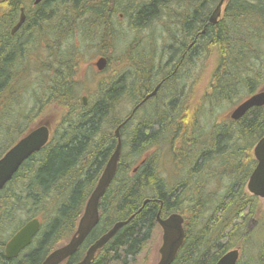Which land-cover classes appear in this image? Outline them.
<instances>
[{
    "label": "trees",
    "instance_id": "obj_1",
    "mask_svg": "<svg viewBox=\"0 0 264 264\" xmlns=\"http://www.w3.org/2000/svg\"><path fill=\"white\" fill-rule=\"evenodd\" d=\"M121 1L41 0L26 8L23 25L11 34L18 7L25 1L0 0V157L46 105L59 120L48 142L24 160L0 190V231L10 236L32 218L41 222L32 243L17 258L6 259L5 241L0 244V264H40L72 236L115 149L117 127L121 139L126 135L117 169L99 200L98 222L74 253L73 262L114 223L127 221L95 252L90 264H131L149 240L157 215L166 218L178 213L185 237L171 264H215L235 248L239 251L236 264H264V207L259 212L258 197L246 190L256 164L251 149L264 135V105L250 108L238 120L214 125L206 138L202 136L206 128L201 129L199 142L193 134H178L181 163L188 168L174 183L160 173L157 152L147 155L164 141L170 112L178 108L172 105L173 97L169 102L153 100L176 80L175 96L180 93L185 81L181 69L197 54L219 52L210 89L199 100L202 118L206 106L230 101L244 90L253 94L264 80V0H225L214 24L207 21L219 0H138L133 7H121ZM117 11L130 19L133 31L162 16L173 21V28L166 29L168 42L162 44L159 56L151 50L134 55L133 47H124L130 70H115L113 76L102 79L94 93L85 95L84 104L75 77L80 51L71 40L76 33L82 34L83 41L94 35L101 41V54L113 51L120 42L109 20ZM39 44L55 69L47 75L43 70L53 69L35 61L42 72L44 104L27 110L22 96L28 85L19 66ZM156 58L164 59L161 68L156 67ZM156 86V95L142 102ZM123 101L137 105L124 117ZM183 104H187L185 98ZM138 110L142 115L130 126ZM182 111L184 107L173 118L178 127L184 121ZM139 156L141 160L130 171L128 161ZM215 181L219 187L214 189Z\"/></svg>",
    "mask_w": 264,
    "mask_h": 264
},
{
    "label": "rangeland",
    "instance_id": "obj_2",
    "mask_svg": "<svg viewBox=\"0 0 264 264\" xmlns=\"http://www.w3.org/2000/svg\"><path fill=\"white\" fill-rule=\"evenodd\" d=\"M23 1L26 2L28 0H23ZM139 1H144V0H139ZM139 1L123 0L121 1L120 6L125 7L126 5H128L129 7H133L135 6V4L136 5L139 4ZM126 13L128 15V12ZM114 15L115 17H113L109 21L111 23L113 22V27L118 33L117 37L119 38L118 40L120 44L116 46V48H114L113 51L109 50L107 52L108 55L106 53L105 54L100 53L99 44H101V41L98 42L97 41L98 39H96L94 35L90 36L89 38L87 37V39L83 41L82 34L80 36L79 33H76L72 39L73 41L71 40L73 46H77L78 50L80 51V60L75 69L76 70L75 77L76 80L79 82L78 90L81 97L94 93L100 81L102 79H106L113 76L114 74L113 71L124 70L126 72L130 70L129 68L130 64L127 62L123 53V51L125 50V49L123 50L124 47L129 46L130 50H131L130 46L133 47L134 50L132 49V51L134 52V55L138 51L147 52L151 50L153 54L155 53L158 54L159 56V54L162 52L161 51L162 44L166 41L168 42L166 29L172 30L173 28L172 25L173 21L167 20L165 16H162L159 20L156 19L155 21H153L145 29H142L137 32L129 29L130 19L127 16H125L124 13L117 11L115 12ZM108 47L110 46L108 45ZM195 52H197V50ZM101 56L105 57L106 60H108V62L106 63V65L103 67L102 70H98L95 66V62ZM166 58L167 57L164 58L165 61ZM164 59L156 58L157 68H161L160 67L161 64L164 65L163 62ZM38 60L44 62L50 69L53 66V60H51L50 57L46 56L45 47L40 44L39 46H37L36 49L34 48V51H31L29 55L24 58L23 64L19 66V68H23L25 70L24 79L26 80L25 83H27L28 85V90L23 91L24 93L23 96L25 94L26 95L24 97L22 96V98H24L23 103L24 105H26L27 110L32 107L34 108V106H35L34 109L36 110V108L39 107V105L41 106L44 104L43 98L40 97V91H41L40 82L42 78L41 76L42 72L37 71L38 65L35 63V61ZM161 60L162 62H160ZM218 62H219V52L216 49H211L209 52L203 53L202 55L197 54V56L195 57L194 61L191 62V64L185 65L181 69L180 74L182 77L183 76L185 77V81H183L184 84L182 86L180 93H178L175 96L179 88V82L176 80L175 84L170 83L172 86L166 90H161V92L156 95V99L153 100L155 103L158 102L162 103V101L169 102L170 98L173 97L171 99L173 103L172 105L178 107L174 112L172 113L170 112V118L168 120L169 124L167 123L168 124L167 131L165 132L162 139L164 141H162L161 143H159V145L155 146L152 150H149L147 152V155L153 152H157L156 158H157V164L159 165V171L163 176L167 177L169 179V182L171 183H174L175 177L177 178L181 176V174L183 175L185 170L188 168L186 163L185 164L181 163L182 162L181 155L179 156L178 149L180 148V146H182L181 145L182 140L179 139L180 137H178V134L181 135L183 132H185L186 134H194L195 139L199 140V137L196 138L195 129L200 124L199 132L201 129L206 128V132L204 130V134L202 135L205 136L204 138H206V136L210 134L211 129L214 125L218 123L228 122L229 119H231L229 117L231 111L238 104H240L250 95H252L245 90L241 91V93H239L235 98H233L230 101H223L217 106H211V107L210 105L206 106L207 108L205 109L206 112L204 114V117L205 116L206 117L202 118L201 115L199 116V100L209 91L210 85L212 83L213 73L216 70ZM52 69H53L52 71L43 70V72L47 75L48 73L53 74L55 68ZM154 71L156 72V69H154ZM158 80L160 79L158 78ZM260 81L261 82L255 87L254 93L264 87V80L263 81L260 80ZM154 84L152 85L151 88H153ZM166 94L168 95L166 96ZM184 98L187 103L185 104V106L183 104V107L185 108V112L182 111L181 113L182 114L181 117H184V121L182 123L180 122L181 124L178 127L177 124L179 123H176L177 119L175 120L176 121L175 122L173 118L176 116V114L179 111H181V109H183L181 104ZM134 104H135L134 102H131V104L124 103L125 111L122 113V117L126 116V114L132 110ZM141 115H142L141 110H138L133 120L130 122L131 124L130 126H132L141 117ZM56 116L57 115L55 113L50 112V110L47 109V105H46L44 112H42L41 114H36V117L33 118L31 122H29V124L26 127V132L34 128L36 125L40 124L42 121L50 120V119H51V130H52L55 122H59ZM127 130H129V128H127ZM125 138L126 135L124 136L123 134L122 139ZM9 139L6 138V141H8ZM123 151L125 155H127L126 145L123 146ZM251 153L253 155V149H251ZM182 154H184V152H182ZM142 156H139L137 157V159H134L132 163H130L131 159L128 161L129 164L128 169L130 171L135 168L136 164L141 160ZM215 186L219 187L217 181L213 183L214 189ZM258 199H259L258 205L260 212V210H262V208L264 207V198L258 197ZM8 236L9 235L7 233L4 234L2 231H0V244L3 241H6L8 239ZM161 236H162V229L157 223L154 229L152 230L149 240L147 241L141 252L137 255L135 261L131 264H155L159 259L158 250L162 243ZM254 238L256 237L254 236ZM237 246L238 245L234 246V248Z\"/></svg>",
    "mask_w": 264,
    "mask_h": 264
},
{
    "label": "water",
    "instance_id": "obj_3",
    "mask_svg": "<svg viewBox=\"0 0 264 264\" xmlns=\"http://www.w3.org/2000/svg\"><path fill=\"white\" fill-rule=\"evenodd\" d=\"M40 1L41 0H34V3L37 4ZM224 1L225 0L218 1L210 13L207 23L214 24L217 22V19L221 14ZM23 22L24 14L21 13L16 25L11 30V34H14ZM106 63V58L101 56L95 62V66L98 70H102ZM157 89L158 86H156L151 93L147 94L142 102L152 97L156 93ZM82 100L83 103L86 104L85 96L82 97ZM263 105L264 87L238 104L231 111L229 117L232 120H238L250 108L260 107ZM123 124L124 122L121 125ZM119 128L120 127H117L114 131L115 137L117 138L115 149L106 162L94 189L85 203L82 214L78 219L75 232L66 243L49 252L41 264H59L62 260L72 255L76 252L84 239L97 224L99 200L115 175L118 159L121 154L122 139ZM50 132L51 119L44 120L34 128L28 130L4 152V154L0 157V190L8 181L11 180L12 176L22 162L30 155L39 151L48 142ZM253 156L256 164L248 177L246 190L256 197L264 198V135L254 145ZM156 221L162 229V243L158 250L159 259L155 264H171L185 237L183 217L178 213H172L166 218H161L157 215ZM126 222L127 221H118L114 223L110 229L103 233L88 247L84 257L79 262L74 264H90L94 258L95 252L105 245L118 231V229L126 224ZM39 228L40 221L38 218L35 217L26 221L5 244V255L7 257L16 256L21 249L26 247L31 242ZM238 257V249H231L222 255L215 264H236Z\"/></svg>",
    "mask_w": 264,
    "mask_h": 264
},
{
    "label": "flooded vegetation",
    "instance_id": "obj_4",
    "mask_svg": "<svg viewBox=\"0 0 264 264\" xmlns=\"http://www.w3.org/2000/svg\"><path fill=\"white\" fill-rule=\"evenodd\" d=\"M23 5H19V7H18V11H17V17H16V19L14 20V23H13V25H12V27H11V29H10V33H11V30H12V28L16 25V23H17V21H18V19H19V17H20V15H21V13H23L24 14V21H25V14H26V8L29 6V5H31V7H33V6H35L36 4L34 3V0H28V1H26V2H24V3H22ZM24 23V22H23ZM23 25V24H22ZM21 28V26L18 28V30ZM17 30V31H18ZM17 31H15V32H17ZM177 66H175L174 67V71L176 70L175 68H176ZM159 85V84H158ZM155 89V88H154ZM153 89V90H154ZM158 90V89H157ZM157 92V91H156ZM156 95V93L153 95V96H155ZM152 96V97H153ZM151 98V97H150ZM149 99V98H148ZM145 102V101H144ZM141 104V103H140ZM139 104V105H140ZM136 107H137V105H136ZM136 107H134V109L136 108ZM195 131H196V138L197 137H199V126H197V128L195 129ZM193 136H194V134H193ZM198 142H199V140H198ZM197 148H199V146L197 147ZM25 223V222H24ZM23 223V224H24ZM22 226V225H21ZM20 226V227H21ZM19 227V228H20ZM18 228V229H19ZM18 229H16L9 237H8V239L5 241V243H4V245H3V255H4V257L6 258V259H12V258H17L21 253H23L24 251H25V249H27V247L32 243V241H33V239H34V237L32 238V240H31V242L26 246V247H24L23 249H21L20 251H19V253L16 255V256H13V257H7L6 255H5V252H4V247H5V244L7 243V241L15 234V232L18 230ZM37 234V233H36ZM35 234V235H36ZM73 235V234H72ZM83 243V242H82ZM64 244V243H63ZM62 244V245H63ZM91 245V244H90ZM89 245V246H90ZM59 247V246H58ZM58 247H56V248H58ZM88 249V248H87ZM51 252V251H50ZM75 253V252H74ZM74 253L72 254V255H70V256H68L67 258H65L64 260H62L59 264H74V263H76V262H79L80 260H77V261H72V259H73V255H74ZM86 253V252H85ZM46 257V256H45ZM44 260V259H43ZM42 260V261H43ZM41 261V262H42ZM41 264V263H40Z\"/></svg>",
    "mask_w": 264,
    "mask_h": 264
},
{
    "label": "bare ground",
    "instance_id": "obj_5",
    "mask_svg": "<svg viewBox=\"0 0 264 264\" xmlns=\"http://www.w3.org/2000/svg\"><path fill=\"white\" fill-rule=\"evenodd\" d=\"M53 38H54V37H53ZM54 39H55V38H54ZM57 39H58V38H57ZM31 41H32V40H31ZM32 43H33V42H32ZM21 71H22V70H21ZM18 74H19V72H18ZM18 74H17V75H18ZM21 76H22V75H21ZM16 77H17V76H16ZM38 78H39V77H38ZM40 78H41V77H40ZM14 83H15V82H14ZM34 83H35V82H34ZM36 88H37V87H36ZM23 90H24V89H23ZM23 94H24V93H23ZM25 95H26V94H25ZM25 95H24V96H25ZM24 96H23V97H24ZM37 106H38V105H37ZM37 108H38V107H37ZM9 140H10V139H9ZM168 216H169V215H168Z\"/></svg>",
    "mask_w": 264,
    "mask_h": 264
}]
</instances>
